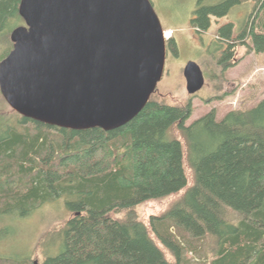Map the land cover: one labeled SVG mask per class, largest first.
<instances>
[{"label":"trees","instance_id":"trees-1","mask_svg":"<svg viewBox=\"0 0 264 264\" xmlns=\"http://www.w3.org/2000/svg\"><path fill=\"white\" fill-rule=\"evenodd\" d=\"M19 2L0 0L1 59L12 49L10 32L23 25ZM244 2H252V22L247 17L234 40L250 38V49L262 52L264 0H195L190 26L200 34L211 17ZM232 28L217 31L228 43L219 65L232 55ZM171 38L166 50L176 54ZM188 116V105L152 98L109 131L0 113V240L13 233L10 222L60 202L72 216L39 240L38 264H180L203 242L209 264H264V99L220 120L214 109L186 125ZM179 193L162 215L140 220L138 205ZM55 243L60 251L52 255ZM30 263L29 256L0 255V264Z\"/></svg>","mask_w":264,"mask_h":264},{"label":"water","instance_id":"water-1","mask_svg":"<svg viewBox=\"0 0 264 264\" xmlns=\"http://www.w3.org/2000/svg\"><path fill=\"white\" fill-rule=\"evenodd\" d=\"M18 13L23 25L10 32L12 49L0 60V93L20 116L109 131L155 92L166 39L150 0H20ZM182 72L187 93L205 84L196 62Z\"/></svg>","mask_w":264,"mask_h":264},{"label":"rangeland","instance_id":"rangeland-1","mask_svg":"<svg viewBox=\"0 0 264 264\" xmlns=\"http://www.w3.org/2000/svg\"><path fill=\"white\" fill-rule=\"evenodd\" d=\"M150 1L162 28L171 30V39L177 46L176 54L166 50L163 74L150 98L169 105H188L189 116L185 120L186 125L212 109L215 110L216 120H220L230 110L250 109L264 99V50L259 53L251 50L250 38H247L245 43L238 39L234 40L252 10V2L235 5L220 18L211 17L208 30L197 34L190 26V19L196 6L195 0ZM247 19L252 22V15ZM228 23H233L230 39L233 43L230 47L232 55L223 63L233 64L223 70L221 66L223 63L219 65L216 60L223 57V50L228 43L225 40H217L216 36L218 29ZM188 61L196 62L205 77V84L194 94L187 93L182 72ZM11 110L0 93V113ZM186 172L190 184L192 180L190 171L187 169ZM180 196V193L169 195L138 205L136 211L140 220L147 224L151 216L162 215ZM71 216L72 213L66 211L59 202L44 205L28 218L10 222L13 233L0 240V255L29 256L30 264L35 261L37 263L34 256L38 255L42 260L44 250V245L38 246L39 240L48 231L57 234V230ZM170 230L175 231V228L172 227ZM50 247L52 255L60 251L57 243ZM197 247H199L197 253L191 251L183 254L180 264H209L206 258L207 244L203 242L202 247Z\"/></svg>","mask_w":264,"mask_h":264},{"label":"built area","instance_id":"built-area-1","mask_svg":"<svg viewBox=\"0 0 264 264\" xmlns=\"http://www.w3.org/2000/svg\"><path fill=\"white\" fill-rule=\"evenodd\" d=\"M163 34H164V38H165L166 40H168L169 38L172 37V32H171L170 29H166V30H164V31H163Z\"/></svg>","mask_w":264,"mask_h":264}]
</instances>
